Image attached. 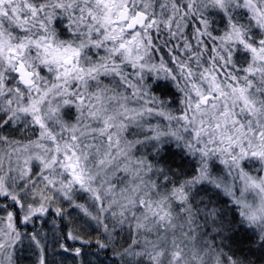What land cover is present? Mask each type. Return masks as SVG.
Wrapping results in <instances>:
<instances>
[{"label": "snow or ice", "instance_id": "1", "mask_svg": "<svg viewBox=\"0 0 264 264\" xmlns=\"http://www.w3.org/2000/svg\"><path fill=\"white\" fill-rule=\"evenodd\" d=\"M0 264H264V0H0Z\"/></svg>", "mask_w": 264, "mask_h": 264}]
</instances>
